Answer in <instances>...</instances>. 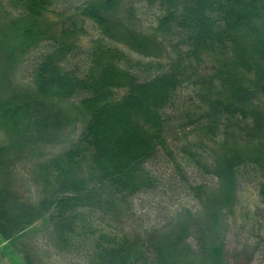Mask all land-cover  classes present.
<instances>
[{"label":"trees","instance_id":"trees-1","mask_svg":"<svg viewBox=\"0 0 264 264\" xmlns=\"http://www.w3.org/2000/svg\"><path fill=\"white\" fill-rule=\"evenodd\" d=\"M0 128L27 264H264V0H0Z\"/></svg>","mask_w":264,"mask_h":264},{"label":"rangeland","instance_id":"rangeland-1","mask_svg":"<svg viewBox=\"0 0 264 264\" xmlns=\"http://www.w3.org/2000/svg\"><path fill=\"white\" fill-rule=\"evenodd\" d=\"M138 54H135L136 58H139ZM31 134H27L26 138L24 140L20 137L16 136H10L8 135L4 130L0 128V143L3 146H9L12 150L16 145L22 146L24 145V141L26 142L28 140V137H30ZM24 148V146H23ZM24 150H26L24 148ZM251 197V196H250ZM143 210V212H145ZM120 208H115L114 212L112 211V215L115 221L120 222L121 225H125L130 229L132 227V222H130L128 219H125V217L122 215ZM156 213L154 215L148 214L152 220H154L155 216L158 215V210L156 209ZM36 228V229H35ZM33 228L29 233L26 234V236L20 241L22 243L23 249L27 250L29 253V257L31 258L32 262L35 264H67L64 261H62L60 258L56 256L50 255L49 250L45 247V245H41V235L39 232H37V229H39V226H36ZM232 232H229V240H232ZM20 243V245H21ZM0 264H27L24 254L17 251L8 241H6L1 235H0ZM186 264H216L213 261H189ZM257 264H262L261 262Z\"/></svg>","mask_w":264,"mask_h":264}]
</instances>
